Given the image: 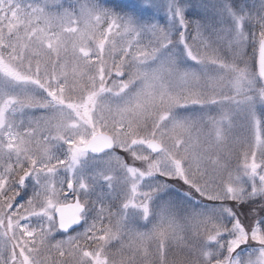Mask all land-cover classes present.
Returning a JSON list of instances; mask_svg holds the SVG:
<instances>
[{"label":"snow or ice","instance_id":"1","mask_svg":"<svg viewBox=\"0 0 264 264\" xmlns=\"http://www.w3.org/2000/svg\"><path fill=\"white\" fill-rule=\"evenodd\" d=\"M0 264H264V0H0Z\"/></svg>","mask_w":264,"mask_h":264}]
</instances>
